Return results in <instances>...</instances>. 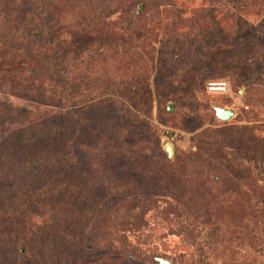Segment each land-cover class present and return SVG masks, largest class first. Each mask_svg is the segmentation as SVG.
Masks as SVG:
<instances>
[{
  "label": "rangeland",
  "instance_id": "rangeland-1",
  "mask_svg": "<svg viewBox=\"0 0 264 264\" xmlns=\"http://www.w3.org/2000/svg\"><path fill=\"white\" fill-rule=\"evenodd\" d=\"M121 4L106 22L122 34L131 55L122 64L117 59L100 64L94 72L100 74L98 89L85 90L83 96L70 86L81 83L87 74L83 65L76 67L78 56L61 64L33 52V61L25 62L21 70L7 65V45L0 44V150L16 130L41 120L51 122L76 112L77 118H71L66 129L73 133L74 128L84 129L87 119L121 114L120 124L133 134L126 141L143 147L144 153L155 149L168 158L164 144L170 141L174 152L168 160L187 158L195 177L204 159L205 188L193 198L155 187L143 189V185L141 193H134L131 183L117 188L115 177L101 174L102 169L99 175L92 170L93 152L84 146L81 166L73 171L86 181L89 191L86 199L76 201L77 213L63 206L57 216L47 208L28 216L21 227L30 241L28 254L0 255V264H115L112 260L120 255L123 241L129 249L123 254L125 264H159L157 258L170 264H264V163L257 160L259 150L264 152V0H125ZM71 11L65 17L68 25L79 21L77 8ZM134 18L138 20L131 27ZM72 33L62 30L59 39L71 43ZM99 47H92L93 51ZM33 66L42 68L37 72L42 75L26 74ZM132 75L143 80L140 85L132 83L143 87L135 104L105 87L108 78L128 81ZM212 81L225 82L227 91L210 92L207 84ZM88 99L95 100L98 109H87ZM214 106L233 109L234 114L219 120ZM207 130L226 136L245 133L256 140L243 146L220 136L202 152L197 136ZM4 154L11 153L4 150ZM86 173L88 180L83 177ZM1 174L0 203L13 187ZM137 199L146 201L147 211L135 220L137 229L124 236L113 213L121 216L120 207ZM86 205L92 206L89 213L83 211ZM73 234L79 242L70 245L67 240ZM39 239L45 240V246L40 247Z\"/></svg>",
  "mask_w": 264,
  "mask_h": 264
},
{
  "label": "trees",
  "instance_id": "trees-1",
  "mask_svg": "<svg viewBox=\"0 0 264 264\" xmlns=\"http://www.w3.org/2000/svg\"><path fill=\"white\" fill-rule=\"evenodd\" d=\"M124 1L5 0L1 2L0 44L1 48L7 45V48H4L7 50L6 56L4 55L7 65L12 67L16 65L21 69L20 67L25 62L31 61L33 52L43 55L45 59L49 56L61 64L68 61L69 57L75 59L76 55L78 56L76 67L83 65L87 74L81 83L72 82L70 86L79 96H83L85 90L98 89L100 74L96 76L94 72L98 71L99 65L107 60L112 62L116 59L122 64L131 55L130 51L125 49L122 34L109 27L106 22L114 11L123 7L121 3ZM75 8H77L76 16H79V21L77 24L68 25L65 17L72 15L71 10ZM137 20L138 18H134L130 22L131 27L136 26ZM62 30L73 32L71 43L59 39ZM46 43L49 45L45 49ZM94 46H102V48L99 47L98 50L93 51ZM86 57L87 60L84 61ZM63 68L61 67V71ZM40 69L42 68L38 69L33 66L26 70V74L42 75V72L37 73ZM113 80L110 82L109 78L106 79L105 87L109 86L117 96L126 97L129 102L133 100L135 104L143 87L134 86L132 83L140 85L143 82L141 77L132 75L128 81H122L120 78ZM142 92L146 93L145 89L144 91L142 89ZM88 100L85 104L87 109L90 111L98 109L99 105L95 100ZM122 109L120 107L119 113ZM60 116L51 122L46 119L19 128L9 141L3 143V148L1 147V175L5 176L13 187L10 186L7 198L0 203V255L21 257L28 254L30 241L26 239L27 232L21 230V227L27 224L28 216L33 214L36 216L39 210L41 212L46 208L47 211L56 212L57 216V211L63 212V206H66L68 208L66 210H69L71 214L77 213L76 201L86 199L89 191L85 185L86 181L83 179L81 181V176L73 171L81 166L80 150L84 146L93 152L90 162L96 163V167L92 170L97 171L99 175L98 170L102 169L101 174L109 173L110 176L115 177L117 188L131 183L130 188L134 193H141L143 185V189L155 187V189H162L166 194L178 195L177 197L190 196L191 198L193 194L204 190V184L207 181L204 159L196 167L197 176L195 177L192 173L194 167L186 161L187 158L181 156L170 162L161 152H155V149L149 154L144 153L143 147H137L135 142L126 141V138L133 134L120 124L123 118L121 114L117 117H108V119L102 116L101 118L96 116L95 120L87 119L88 124L84 125V129L80 130L81 132L75 128L71 129L73 133H66V129L72 124L71 118L73 120L77 118L76 112ZM66 116L69 117L65 119ZM76 123H79L78 119H75V125ZM77 134L81 135L79 140ZM220 136L223 141L228 137L233 143L243 146L245 143L256 140L254 136L245 133L226 136L207 130L197 136L199 150L207 152L209 145H215ZM261 140L264 146V137ZM261 140L257 139L256 142ZM4 150L11 154L4 157ZM257 160L264 163L262 150H259ZM72 165L73 169L70 168ZM119 166L122 169H119ZM88 176L90 175L86 173L83 177L88 180ZM79 178L80 184L77 183ZM62 199H67V201ZM91 208L92 206L86 205L83 211L89 213ZM120 209L123 214L119 216L113 213L112 219L115 225L121 226L120 229L124 235L125 232L137 229L138 218L147 211L146 201L141 199L129 201ZM130 218L133 221H130ZM78 219L81 220L80 217ZM72 223L75 224V221ZM75 237L76 234H73L70 239L68 238L70 245L79 242ZM123 238L121 236V241ZM39 245L40 247L45 246V240L39 239ZM120 247V255H116L112 260L115 264L127 262L123 254H126L129 249H126L124 241ZM83 264L94 263L84 262Z\"/></svg>",
  "mask_w": 264,
  "mask_h": 264
},
{
  "label": "water",
  "instance_id": "water-1",
  "mask_svg": "<svg viewBox=\"0 0 264 264\" xmlns=\"http://www.w3.org/2000/svg\"><path fill=\"white\" fill-rule=\"evenodd\" d=\"M214 112H215V116L222 121H226L229 120L231 118V116L234 114V110L233 109H229V108H222V107H218V106H214L213 107ZM168 110L171 111L172 110V106L169 105ZM164 149L167 152V156L168 158H172L173 156V143L166 142L164 144ZM157 262L159 264H170V262L168 260H164L161 258H157Z\"/></svg>",
  "mask_w": 264,
  "mask_h": 264
},
{
  "label": "built area",
  "instance_id": "built-area-1",
  "mask_svg": "<svg viewBox=\"0 0 264 264\" xmlns=\"http://www.w3.org/2000/svg\"><path fill=\"white\" fill-rule=\"evenodd\" d=\"M207 88L210 92L212 93H224L227 91L228 89V86L225 82H215V81H212V82H209L207 84Z\"/></svg>",
  "mask_w": 264,
  "mask_h": 264
}]
</instances>
